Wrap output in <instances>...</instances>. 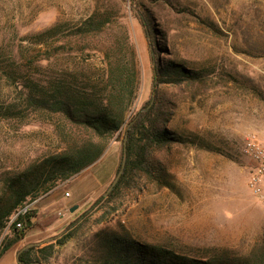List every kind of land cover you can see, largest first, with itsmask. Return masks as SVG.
<instances>
[{"label": "rangeland", "instance_id": "374dc122", "mask_svg": "<svg viewBox=\"0 0 264 264\" xmlns=\"http://www.w3.org/2000/svg\"><path fill=\"white\" fill-rule=\"evenodd\" d=\"M134 2L165 47L160 57L200 73L199 79L161 83L157 90L168 111L167 128L197 144L156 151L162 172H140L108 196L127 121L151 94L149 46L132 3L0 0V56L15 58L20 72L39 83L50 69L97 80L112 55L129 67L133 61L138 81L125 122L102 154L28 199L31 226L18 244L36 242L40 248L53 242L50 254L39 256L42 264H101L96 233L127 234L197 258L247 256L264 241V200L249 189L247 159L240 153L248 132L264 134V0ZM87 19L93 24H85ZM8 103L19 109L0 117V187L4 174L74 143L65 134L70 125L29 106L25 93L0 73V105ZM68 232L62 243L49 240Z\"/></svg>", "mask_w": 264, "mask_h": 264}, {"label": "trees", "instance_id": "16d2710c", "mask_svg": "<svg viewBox=\"0 0 264 264\" xmlns=\"http://www.w3.org/2000/svg\"><path fill=\"white\" fill-rule=\"evenodd\" d=\"M130 3L149 46L151 94L127 121L116 173L124 159L125 140L124 167L108 196L130 178L139 176L140 172L149 176H154L157 171L162 172L164 166L158 165L156 151L168 150L176 143L197 144V141L167 128L165 123L168 111L167 108L164 109L165 103L158 99L157 90L161 83L199 79L200 73L181 63L163 60L160 53L165 47L158 42L150 17L139 10L134 0H130ZM84 23L92 25L93 19H87ZM56 52L60 53L58 49ZM54 54L52 52L51 56ZM50 58L48 55L43 60L49 61ZM103 69L97 80L89 76L86 79L79 78L72 69L70 72L50 69L45 81L39 83L31 73L19 71L15 58L0 56V73L10 77L14 85L25 93L29 106L46 111L78 130L77 133L72 128L69 132L65 131L66 136L74 141L73 144L69 142L60 151L43 155L21 170L4 174L0 187V256L7 249L16 247L19 264H42L39 256L46 257L50 254L48 250L53 248L54 243L50 242L40 248L36 242L17 245L26 237L31 226L30 210L18 214L10 222L12 215L24 208L30 197L51 189L91 165L104 151L107 139L125 122L127 111L132 107L137 94L138 81L134 63L132 61L129 67L119 56L110 55ZM18 109L13 103L0 105V117L15 115ZM198 146L203 147L200 143ZM102 199H105L103 195L98 200ZM18 222L22 223L21 227L17 226ZM8 223L10 233L5 234ZM71 233H65L61 237L54 235L49 240L62 243ZM96 237L103 249V252L98 253L101 264H264V241L247 256L219 253L197 258L160 245L141 242L127 234L111 236L96 233ZM29 243L33 244L27 246ZM24 246L26 247L22 249ZM36 253L38 256H35Z\"/></svg>", "mask_w": 264, "mask_h": 264}, {"label": "built area", "instance_id": "2783aa9c", "mask_svg": "<svg viewBox=\"0 0 264 264\" xmlns=\"http://www.w3.org/2000/svg\"><path fill=\"white\" fill-rule=\"evenodd\" d=\"M240 153L247 159L245 168L249 189L254 196L264 200V134L256 131L248 132L242 140ZM65 195L69 196V193H65ZM28 209H30L29 205L19 209L12 215L10 222L18 214L26 213ZM21 225V222L17 223L18 227Z\"/></svg>", "mask_w": 264, "mask_h": 264}, {"label": "crops", "instance_id": "0c3cea01", "mask_svg": "<svg viewBox=\"0 0 264 264\" xmlns=\"http://www.w3.org/2000/svg\"><path fill=\"white\" fill-rule=\"evenodd\" d=\"M17 245H19L17 243ZM0 264H19L17 260V248L11 247L0 256Z\"/></svg>", "mask_w": 264, "mask_h": 264}, {"label": "water", "instance_id": "95a60500", "mask_svg": "<svg viewBox=\"0 0 264 264\" xmlns=\"http://www.w3.org/2000/svg\"><path fill=\"white\" fill-rule=\"evenodd\" d=\"M125 151H126V148H125V140H124V147H123L124 159H125ZM124 159H123V161H122V163H121V167H120V169L118 170V172L116 173V175H115L113 181H112L111 184L109 185V187H108V189H107V192H109V191L113 188V186L116 184L117 180L119 179V177H120V175H121V172H122V170H123V167H124ZM75 206H76V205H73L72 207H70V211H73L74 208H75ZM32 244H33V243H29L27 246H30V245H32ZM25 247H26V246H24L22 249H24ZM22 249H21V250H22ZM21 250H20V251H21Z\"/></svg>", "mask_w": 264, "mask_h": 264}]
</instances>
